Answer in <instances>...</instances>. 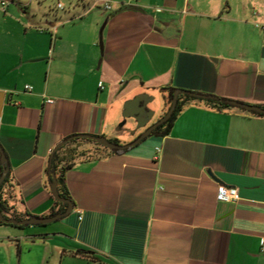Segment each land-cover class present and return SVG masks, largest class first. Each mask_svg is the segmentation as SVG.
Masks as SVG:
<instances>
[{"label":"crops","instance_id":"0c3cea01","mask_svg":"<svg viewBox=\"0 0 264 264\" xmlns=\"http://www.w3.org/2000/svg\"><path fill=\"white\" fill-rule=\"evenodd\" d=\"M21 1L0 0V146L16 206L31 215L54 202L45 182L53 147L75 134L117 138L131 91L264 107V30L254 24L264 0L96 1L110 10L83 0L54 17ZM65 182L72 211L33 233L63 236L53 246L67 264H264V115L191 102L165 134L76 158ZM219 183L238 200L218 201Z\"/></svg>","mask_w":264,"mask_h":264},{"label":"rangeland","instance_id":"374dc122","mask_svg":"<svg viewBox=\"0 0 264 264\" xmlns=\"http://www.w3.org/2000/svg\"><path fill=\"white\" fill-rule=\"evenodd\" d=\"M31 1H32L31 7L33 8L34 12H37L38 14L43 16L47 15L49 17H54V15H56L57 13H63L64 10L67 11L68 8H71L76 3H81L83 0H22L21 2L30 3ZM87 1L89 2V4H92L97 0H87ZM97 7L102 8L101 3H98ZM135 92L137 94L136 90L127 93L126 97L131 95L134 96ZM148 94L153 97V100L148 103L149 107L154 111L151 121L152 122L157 121L167 112L170 106V93L168 94V92H160L158 90H155L152 93H148ZM126 99L120 100L119 102L120 107H122ZM121 121H122V117L115 124V127L117 128V139L120 145L133 141L143 132L141 130V131H137L136 133H131L130 130L134 125L133 121L127 119V121L121 127H119ZM78 145L81 146L83 144L82 142H76L70 147L76 149L78 153L85 151L86 154L89 155L88 150H83L82 146L78 149ZM100 148H102L101 151L100 149L99 152L97 153L96 151H93L90 155L92 156L96 155L104 151L103 149H106L104 147H100ZM56 225H58L57 221H52L45 225L32 224L23 227H17L12 225L0 226V236H6L5 238L0 239V264H67L69 263L66 262L68 261L67 258H61L59 254H57V251L54 250V246H53L55 244H64L63 236L59 234L42 236L40 235V233H33L34 229H52V227ZM21 231H25L22 237H16V238L12 237V234L14 232L20 233ZM18 243L22 247L21 252L17 250ZM19 257L21 258V260H19ZM71 264H80V262L72 261Z\"/></svg>","mask_w":264,"mask_h":264},{"label":"trees","instance_id":"16d2710c","mask_svg":"<svg viewBox=\"0 0 264 264\" xmlns=\"http://www.w3.org/2000/svg\"><path fill=\"white\" fill-rule=\"evenodd\" d=\"M183 91L184 93H181L178 95L175 108L172 111L170 117L165 122H163L160 126H158L156 129H154L150 135L157 134V133H164V134L167 133L170 130L174 120L179 115V113L184 109L186 105H188L191 102H200L206 106L214 107L219 110L236 107L230 103V101H235V100H232L226 97L214 95L211 93L198 92V91H190V90H183ZM172 92L173 91H171L170 93V103L172 100ZM191 93H196L202 96H195V95H192ZM253 113L257 115H263L262 113H259V112H253ZM108 139L112 142L118 143L117 138H108ZM83 140L93 143L96 146V149H102L100 147H104L100 145L99 143H97L96 141H93L90 139L73 138L69 142L64 144L62 147L57 149L53 153L51 158H48L46 168H45L46 185H48L49 187V182H50L51 177L50 175H48V170H50L51 172L55 173L58 179H60V182H58L57 184V188H58V192L60 196L70 200L73 206H74V201L72 200V197L70 195V192L65 182V173L70 168L73 160H75L76 158L80 156L87 155L85 151L78 153L74 151L75 150L74 148L70 147L74 143L83 141ZM104 148L106 149H103V150H107L108 154L119 153L121 151L126 150V148L125 149H109L107 147H104ZM87 156H92V155L89 154ZM4 167L9 168L7 161L0 162V173ZM18 201L22 202V200L19 199V197L15 193V183L12 179L11 171L9 168L6 176L4 177L3 181L0 183V212L5 218L24 219V218L32 216L27 210L19 209L16 206ZM66 206H67L66 204H63L62 202L54 199L53 205L51 206L50 210L45 216H52L57 213L63 212ZM0 225H12V226H17V227L26 226V225L19 226V225L5 223L1 219H0ZM77 253L79 254L82 253L90 257H93L91 255L93 251H90L87 249H79Z\"/></svg>","mask_w":264,"mask_h":264},{"label":"water","instance_id":"95a60500","mask_svg":"<svg viewBox=\"0 0 264 264\" xmlns=\"http://www.w3.org/2000/svg\"><path fill=\"white\" fill-rule=\"evenodd\" d=\"M104 24L105 23H103V25L101 26L100 32H102ZM99 44H100V46H102V40L101 39L99 41ZM162 90H165V89H162ZM181 93H184V91L181 89H174L172 92V100H171V103H170V106H169L167 112L160 119H158L152 126L147 128L136 139H134L133 141H131L129 143L120 145L119 143H115V142L110 141L105 136H97V135H90V134H75V135L68 136V137L62 139L61 141H59L51 150L49 158L52 157L53 153L57 149L62 147L64 144H66L67 142H69L73 138L90 139V140L96 141L100 145L107 147L109 149H125V148H129L133 145H136L141 140L148 137L151 134L153 129H155L158 125L165 122L170 117L172 111L175 108L177 97ZM191 94L195 95V96H202V95H199L196 93H191ZM152 100H153V97L150 96L148 93H145V92L137 93L133 97L126 99L122 105V111H121L122 121L120 122L119 127H121L126 122L127 118H130V117L136 120V122H137L136 127L137 128H141V127L145 126L147 124V122L153 117V114H154V111L152 109L148 110L146 108L147 103L151 102ZM230 103L234 106L243 108L245 110L253 111V112H259V113H262L264 115V107H261L258 105L247 104V103H241V102H237V101H230ZM0 161L1 162L7 161L6 155H5L1 146H0ZM8 170H9L8 167H4L2 169V171L0 173V183L3 181ZM48 175H50V177H51L50 182H49V188H50V192H51L53 198L55 200L60 201L63 204L67 205L63 212L57 213V214L52 215V216H43V217L32 215V216L24 218V219L5 218L2 215V213L0 212V219L2 221H4L5 223H9V224H13V225H19V226H21V225H32V224L45 225V224H48L52 221L60 219L61 217L69 214L72 211L74 206L70 200L60 196V194L58 192V188H57V184H58V182H60V179H58L56 177L55 173L51 172L50 170H48Z\"/></svg>","mask_w":264,"mask_h":264},{"label":"built area","instance_id":"2783aa9c","mask_svg":"<svg viewBox=\"0 0 264 264\" xmlns=\"http://www.w3.org/2000/svg\"><path fill=\"white\" fill-rule=\"evenodd\" d=\"M130 1H134V0H130ZM97 3L98 2H93L91 4V6L94 7V6H96ZM4 4L5 3L2 2L3 6H4ZM101 6L104 9H106V10H110L111 9V3L109 1H102L101 2ZM255 26L261 28L262 30H264V22H255ZM50 30L51 31L54 30V27H52ZM99 86L102 87V82H99ZM25 90L30 91L31 90V86L30 85H25ZM46 102L47 103H53L54 99L47 98ZM215 197H216V199L218 201L235 202V201L238 200L239 195H238V191H237V189L235 187L219 183V184H217ZM262 243H263V246H264V241Z\"/></svg>","mask_w":264,"mask_h":264},{"label":"flooded vegetation","instance_id":"af4514ba","mask_svg":"<svg viewBox=\"0 0 264 264\" xmlns=\"http://www.w3.org/2000/svg\"><path fill=\"white\" fill-rule=\"evenodd\" d=\"M146 108H147L148 110L151 109V108L149 107L148 103H147V105H146ZM127 119L132 120V121H133V124H134L133 127H132V129L130 130L131 133H136L137 131H141V130L144 132L147 128H149L150 126H152V125L156 122V121H153V122H152V121H151L152 118H151V119L147 122V124H146L145 126H143V127H141V128H137V127H136V123H137V122H136L135 119H133V118H131V117H130V118H127ZM126 121H127V120H126ZM160 125H161V124H160ZM160 125H158V126H160ZM158 126H157V127H158ZM157 127H156V128H157ZM156 128H155V129H156ZM153 130H154V129H153ZM153 130H152V131H153Z\"/></svg>","mask_w":264,"mask_h":264}]
</instances>
